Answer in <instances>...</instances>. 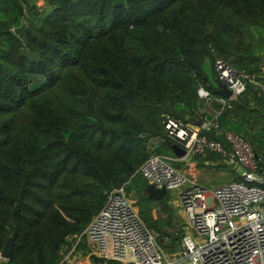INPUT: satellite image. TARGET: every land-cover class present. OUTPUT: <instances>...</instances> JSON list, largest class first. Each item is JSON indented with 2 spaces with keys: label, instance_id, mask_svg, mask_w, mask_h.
Listing matches in <instances>:
<instances>
[{
  "label": "trees",
  "instance_id": "16d2710c",
  "mask_svg": "<svg viewBox=\"0 0 264 264\" xmlns=\"http://www.w3.org/2000/svg\"><path fill=\"white\" fill-rule=\"evenodd\" d=\"M45 4L40 18L25 0H0V252L17 230L5 264H68L67 239L86 230L112 188L137 191L143 221L158 228L139 169L152 139L171 151L163 117L198 113L207 62L264 80V0ZM247 92L221 126L232 113L245 118L235 131L247 117L264 124V103Z\"/></svg>",
  "mask_w": 264,
  "mask_h": 264
},
{
  "label": "built area",
  "instance_id": "2783aa9c",
  "mask_svg": "<svg viewBox=\"0 0 264 264\" xmlns=\"http://www.w3.org/2000/svg\"><path fill=\"white\" fill-rule=\"evenodd\" d=\"M215 71L218 81L233 92L231 100L254 86L264 103V80L220 59L215 62ZM198 95L206 100L212 97L204 87ZM228 101L219 99L223 106ZM162 125L167 139L186 154H218L242 169L241 182L207 189L175 169L168 156L152 154L140 167L139 174L148 185L168 192L182 190L180 201L195 232V236L188 232L182 235V258L190 264H264V165L251 142L244 135L226 131V148L208 138L204 127L172 115H165ZM84 238L93 247L90 264H174L166 259L159 234L142 221L124 186L107 193L105 206L78 235L75 249ZM6 262L0 255V264Z\"/></svg>",
  "mask_w": 264,
  "mask_h": 264
},
{
  "label": "crops",
  "instance_id": "0c3cea01",
  "mask_svg": "<svg viewBox=\"0 0 264 264\" xmlns=\"http://www.w3.org/2000/svg\"><path fill=\"white\" fill-rule=\"evenodd\" d=\"M25 2L28 6L33 8L35 5L39 9L45 6L47 10L45 0H36L35 2L33 0H25ZM26 24L27 23H25V25ZM205 75L207 80L204 88L211 93L212 97L210 100L200 99L201 105L197 114H199L204 119V128L208 130V133L216 134L217 137L222 138V140H224L223 133L226 131H233L235 133L244 135L248 140L251 139V136L255 135L259 138L261 146L264 147V124L259 123L252 118H246L245 122L248 123V126H246L242 132L233 130L234 128L240 127L241 123L238 122H240L242 119H245L242 115L236 117L235 113L228 114V116L222 121V124H225L223 125L224 127L221 126V119L224 116V109L226 107L231 109L232 103L237 101V99L230 100L226 106H223L219 102V99L222 97L216 93V91L219 90L217 74L215 68L209 62L205 64ZM254 88L256 90V87ZM246 94H248V92H246L244 95ZM247 96L249 99H251L249 94ZM251 110L259 111L260 108L257 107L256 104L252 103ZM260 111V114L263 117L260 118L259 121L264 123V110ZM252 116L257 117V112H255ZM245 132L248 134H245ZM167 143L168 142L163 138L152 139L149 145L151 153L156 154L158 151L167 153V156L172 159L171 165L175 169L184 173L188 178L199 183L204 188L216 189L231 182L242 181V169L236 163H233L229 158H224L214 153H209L205 157L200 155L186 154L185 157L178 158L171 149V145L175 144H169V148L171 150L169 152L167 149ZM181 192L182 190L170 191L161 200H153L146 196L154 203L152 206V216L158 228L151 229L149 226H147L148 224L143 221L137 206L139 201L135 202L132 200V202L134 209L146 226L159 234L161 238V247L166 255V259L173 262L174 264H190L187 259H183L181 256V237L184 232H188L189 234L195 236V232L189 226L187 216L182 207L180 201ZM169 230H171L170 233L166 232ZM77 251L81 252L79 257H83V250L81 251L79 247H77ZM111 264L121 263L112 262Z\"/></svg>",
  "mask_w": 264,
  "mask_h": 264
},
{
  "label": "water",
  "instance_id": "95a60500",
  "mask_svg": "<svg viewBox=\"0 0 264 264\" xmlns=\"http://www.w3.org/2000/svg\"><path fill=\"white\" fill-rule=\"evenodd\" d=\"M218 87H219V90L216 91L217 95H219L220 97L225 98L227 100L232 99L233 92L230 91L227 88V86L218 82ZM185 120L187 123L193 124L197 127H204L205 126V121L199 114H196L193 117H187ZM171 149H172L173 153L178 158H183L186 156V151L184 149H182L179 145H171ZM167 193H168V191L166 189L159 190L152 185H148L143 191V196H147L153 200H161L162 198H164L167 195ZM129 197L135 202L139 201V195L136 191H132L129 194ZM16 236H17V230L15 227H13L12 234L8 238L3 251L0 253L1 257L7 261H9L11 259L12 249H13V245H14Z\"/></svg>",
  "mask_w": 264,
  "mask_h": 264
},
{
  "label": "rangeland",
  "instance_id": "374dc122",
  "mask_svg": "<svg viewBox=\"0 0 264 264\" xmlns=\"http://www.w3.org/2000/svg\"><path fill=\"white\" fill-rule=\"evenodd\" d=\"M33 1L35 2L36 0H33ZM34 9H35V14H37L38 17H40V18L43 17L44 15H46V13H47L46 12L47 10H46L45 6L42 7L41 9H39L35 5ZM166 232L170 233L171 230L166 231ZM77 238H78V236H74V237H69L67 239L69 245H66L65 248H64V254L65 255H64L63 261L65 263H68V264H90L92 262L91 251L93 250V247L89 243L87 238H84L82 240V242L78 245V246L83 245V247H84V249H83V257H79V255H81V252L77 251V248L75 249V245L77 243ZM181 245H182V239H181Z\"/></svg>",
  "mask_w": 264,
  "mask_h": 264
}]
</instances>
